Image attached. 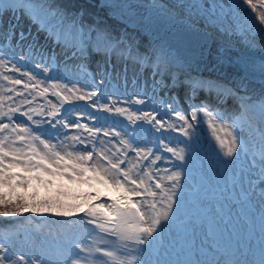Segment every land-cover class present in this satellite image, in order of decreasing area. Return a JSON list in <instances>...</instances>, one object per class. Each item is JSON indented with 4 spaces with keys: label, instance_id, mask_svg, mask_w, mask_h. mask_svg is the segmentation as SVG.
<instances>
[{
    "label": "snow or ice",
    "instance_id": "obj_1",
    "mask_svg": "<svg viewBox=\"0 0 264 264\" xmlns=\"http://www.w3.org/2000/svg\"><path fill=\"white\" fill-rule=\"evenodd\" d=\"M100 6L137 7L110 0ZM140 7L164 16L157 3ZM182 7L187 16L181 14L180 28L189 47L178 60L159 39L140 53L133 37L101 21L89 24L82 13L47 0H0L10 16L39 22L64 57H54L55 47L46 49L11 20L0 25V216L27 212L63 221L62 242L55 246L20 230L6 232L0 264H264V132L259 152L244 135L257 117L264 124V88L257 100L244 94V78L225 88L191 68L210 35L200 30L201 20L220 29L228 20L229 30L247 42L251 34L264 43V0ZM114 55L123 66L113 63ZM128 58L151 70L143 92L121 90L122 77L127 88ZM93 60L95 71L87 68ZM244 67L264 84V62L246 60ZM201 91L215 95L202 97ZM227 96L235 102L231 112L221 107ZM205 118L225 131L215 137L213 151L231 192L258 203L259 236L253 242L250 233L247 245L219 241L208 215L206 203L228 198L230 189L219 180L209 188L194 164Z\"/></svg>",
    "mask_w": 264,
    "mask_h": 264
},
{
    "label": "rangeland",
    "instance_id": "obj_2",
    "mask_svg": "<svg viewBox=\"0 0 264 264\" xmlns=\"http://www.w3.org/2000/svg\"><path fill=\"white\" fill-rule=\"evenodd\" d=\"M151 1H154L157 4L166 6V7L167 5H170V7L173 10L184 13L186 15H187V9L182 7V5H184L186 2L193 3V4H199L203 6L202 0H166L167 3L157 1V0H151ZM234 2L235 0H228L226 4L231 5ZM97 4H98L97 5L98 7H101L100 5L104 4V2L100 0ZM201 10H203V8ZM109 13H110V16L114 18L119 17L118 13L113 9H110ZM0 16H3V21H0V25L7 24L8 21L11 20L12 25H14L17 28V30L22 28L25 33H30L31 34L30 38L36 40L40 44H43L46 49L51 50L55 47L56 52H52L51 54L60 60H64L63 56L58 55V53L60 52L59 46L54 45L52 42H50L47 39L48 34L45 31H41V25L39 22L33 23L29 17H27L26 15L19 14V13L17 14L16 17H12L8 13L4 12L3 10H0ZM94 18H96V16ZM95 20H98V19L96 18ZM201 21L206 23V21L204 20H201ZM206 24L218 30L232 32L231 30H229L228 20H225L223 29H220L219 27L214 26L210 23H206ZM135 25L139 26L137 23ZM55 26L56 25H53V27ZM122 34H128V32L122 31ZM112 61L113 63H119L121 66H123L125 63L123 59H120L118 61L117 56L115 55L112 57ZM96 63H97L96 60H93L91 64L87 66V68L90 69L91 71H95ZM127 67L129 70L127 88L125 89L124 80L122 77L121 84H120L121 90L126 91L129 95L137 91L143 92L145 90L144 88L145 78H147L149 83H151V80H152L150 68L146 65H138V62L133 60L132 58L127 59ZM72 70H73V66L71 63H69V71H72ZM133 72L136 73L135 76H133ZM76 74L79 75V73H76ZM136 77H139V84H137L136 82ZM8 87L9 85L5 82L4 83L5 92H7ZM17 87L19 88L22 86H17ZM223 108L226 111L231 112L234 110V104L226 102ZM214 132H216L215 135L213 134ZM262 132H264V124L260 123L259 117H257V122L252 126L251 131H249L248 129L244 130V135L248 137L250 146L252 147L253 151L259 152V149L261 147V133ZM217 135L221 136L222 138L225 137L226 135L225 131L221 130L219 124H216L215 126L210 127L208 120L205 124L202 121L200 128H199V133H198V143L194 145V149H198V151L195 150L197 156L194 159V164L197 168H201V167L209 168L208 174L205 172L207 177H210L208 179L210 181L209 188L214 187L217 180L221 182L220 187H223L224 181H228L229 189H230L229 192L231 196L232 192L230 188L231 182L229 179V174L223 171V169L221 168L217 160L216 155L213 152H209V149L212 148L214 145H215L214 147L218 146L215 143L216 142L215 137ZM242 162H243V157H241L240 160L237 162V166ZM212 164H219V170L215 171V169L210 166ZM213 180H216V181L213 182ZM238 191L239 189H237V192ZM233 193L236 194V192H233ZM230 196L228 198H220V197L211 198L208 201L209 203L206 204V207L209 209L211 213L219 211L218 215L215 217V221L213 224L214 227L217 229L216 233L218 232L222 233L226 231L229 234V230L227 229L220 212L225 208L232 209V211L235 210L234 202L231 200ZM241 196L242 195H237V200H240ZM255 203H256V206H254L253 202H251V207L254 212H258L259 211L258 203L257 202ZM25 214H27V212ZM6 218L7 217H2L0 219L1 220L0 222H2V224H0V238H2L4 234L8 231L20 230L21 235H26L27 239L35 241L38 237L39 243L44 244L45 246L47 245L55 246L56 244H59V239L60 237H62V230L60 226L59 227L57 226L58 224L63 223V221L60 218H56L53 221V223H57V225L53 224L51 220H44L43 222H41L39 218H33L32 216L31 217L23 216L22 218L21 217H10L12 220L6 219ZM17 220H20V221H17ZM205 230H206V226H205Z\"/></svg>",
    "mask_w": 264,
    "mask_h": 264
},
{
    "label": "bare ground",
    "instance_id": "obj_3",
    "mask_svg": "<svg viewBox=\"0 0 264 264\" xmlns=\"http://www.w3.org/2000/svg\"><path fill=\"white\" fill-rule=\"evenodd\" d=\"M101 1L105 3V0H101ZM134 2L136 3L133 5H136L137 7L133 8V11L138 18H142L145 12V8L140 7L141 5H145V4L150 5L155 3L154 1L151 0H134ZM162 7L164 10V14L166 16L171 17L172 19L178 22L170 26V31L172 36L175 37L176 39L179 38L181 44L185 43V41L182 39V32L180 28V16L181 14L184 13L173 10L170 7V5H167V7L166 6H162ZM184 15L186 18L187 15L186 14ZM126 21L130 24L132 23V21L129 20V18L126 19ZM138 25L144 29V22H139ZM198 26L201 31H203L205 34L210 33V35L208 36L207 41L203 43L202 48L198 49V55L196 59L192 61L191 68L193 67L198 71L204 73L207 77L216 80L220 86L229 87L231 83H235L239 81L241 78H243L239 75H236L231 70V68H229L228 65L230 64V62L227 59H225V56L228 53L241 54L243 52H246L247 54H251V55H260L259 53H261L262 55L264 54V43H262L258 38L251 37V34H250L251 42L249 43L244 38H242L238 32H226V31L218 30L210 27L203 21H199ZM222 52L224 53L223 58H221ZM172 53L177 57L178 60L184 59L181 56H178L176 53H174V51H172ZM244 79L247 80L246 78ZM247 84L248 87L247 90L244 92V94L247 95L248 93H251L257 100H259L262 89L253 85L249 80H247ZM206 122L207 119L205 118L203 120V123L205 124ZM213 134L215 135L216 132H214ZM214 146L209 149V152H213L217 157L216 151H213V148H216L218 150V146L217 147ZM195 150L198 151V149ZM210 166L213 167L215 171L219 170V164H212ZM197 169L202 171L204 174L205 172L207 174L209 172L208 167H201ZM207 178L209 179L210 177ZM215 181L216 180H213V182ZM230 198L235 205V212L233 211L232 219L230 221H225V225L228 226L230 234H228L226 231L222 233L218 232L216 233L217 239L222 243H224L225 245H227L228 243H231L233 246L238 244L247 245L248 240L250 238V233H254L253 242H255V239L258 238L259 236V226H258L259 212L253 214L249 204L246 206L242 205L241 202L242 203L244 202L243 196H241L240 200H237V195L232 193ZM252 202L253 205L256 206L255 203L256 201H252ZM208 215L210 216L212 223L214 224L215 217L218 215V213L217 212L211 213L209 211ZM223 215L225 216V212H223ZM24 216L31 217L32 214L27 213ZM43 221L41 220V222ZM53 221L54 220H51L52 223ZM53 224L57 225V223H53ZM60 225L61 224H58L57 226L59 227ZM61 242L62 240L60 237L59 243Z\"/></svg>",
    "mask_w": 264,
    "mask_h": 264
},
{
    "label": "trees",
    "instance_id": "obj_4",
    "mask_svg": "<svg viewBox=\"0 0 264 264\" xmlns=\"http://www.w3.org/2000/svg\"><path fill=\"white\" fill-rule=\"evenodd\" d=\"M165 2L166 0H157ZM228 0H223L226 4ZM49 4H55L63 7H67L70 10L77 11L82 13L83 19L85 22L91 24L93 21H96L97 18L104 24H107L112 29L118 32V28L124 26V24L114 17L110 16L109 9L98 7V0H47ZM203 6L205 4H211L213 0H202ZM221 0H217V3H220ZM120 13V12H119ZM121 14V13H120ZM108 15V16H107ZM96 16V18H94ZM52 24H57L58 21H52ZM129 32L132 33L135 44L138 45V50H144V46L147 45V37L144 36L139 30L129 29Z\"/></svg>",
    "mask_w": 264,
    "mask_h": 264
},
{
    "label": "water",
    "instance_id": "obj_5",
    "mask_svg": "<svg viewBox=\"0 0 264 264\" xmlns=\"http://www.w3.org/2000/svg\"><path fill=\"white\" fill-rule=\"evenodd\" d=\"M110 2L117 4V5L128 4V3L135 4L136 3V2H134V0H110ZM118 9L125 12L129 17L133 18L135 21L144 22L145 26L147 27V29L150 32H152L154 35L160 37L164 42L168 43L169 45L171 44L169 42L171 39L169 38V40H168L167 37L162 35L159 31L162 27H163L164 31H166V30L170 31V26L172 24L178 23L174 19H169L168 16H166L165 14L163 17L151 16V15H149V11L146 8H145L143 19L135 17L132 10L124 9V8H118ZM158 27H161V28L158 29ZM170 46L172 48H174L173 45H170Z\"/></svg>",
    "mask_w": 264,
    "mask_h": 264
}]
</instances>
